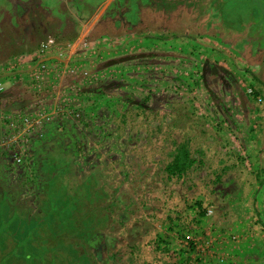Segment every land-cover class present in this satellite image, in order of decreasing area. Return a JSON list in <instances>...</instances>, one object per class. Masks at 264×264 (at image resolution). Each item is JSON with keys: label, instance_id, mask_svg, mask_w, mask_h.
<instances>
[{"label": "rangeland", "instance_id": "obj_1", "mask_svg": "<svg viewBox=\"0 0 264 264\" xmlns=\"http://www.w3.org/2000/svg\"><path fill=\"white\" fill-rule=\"evenodd\" d=\"M56 3L63 14L74 17L65 21L70 32L75 23L90 32L87 44L75 46L79 52L71 58L66 49L63 57L68 60L60 65L48 62L43 80L33 82L30 76L29 86L40 92L60 85L56 104L82 109L92 103L96 108L87 106L85 111L93 121L84 127L82 116L77 120L71 115L67 121L60 112L24 113L52 117L19 135L16 145L0 148V184H8L7 164H15L12 153L19 147L27 154L24 160L31 155L44 160L49 153L40 151L41 146L60 145L61 138L69 143L77 135L85 152L71 184L88 176L91 186L74 190L67 203L58 198L64 205L52 215L44 184L35 200L30 195L21 201L10 193L25 217L12 213L4 219L6 226L0 219V264H169L153 242L164 238L163 244L176 249L186 234L218 241L215 254L220 260L211 264H264L261 254L248 249L261 244V252L264 246V230L252 226L255 218L264 220V84L257 80L264 65L253 71L264 60V0ZM49 12L43 1L25 13L23 21L7 16L0 20V59L6 50L14 52L7 68L25 57L17 46H65L67 32L55 41L50 38L58 20L47 19ZM242 16L249 17L247 24L241 23ZM149 34L169 39L148 38L120 47L127 38ZM74 58L83 61L70 63ZM4 62L1 71L7 70ZM86 88L95 90L85 93ZM30 93L8 95L12 104L5 110V97L0 98V143L21 130V109L34 103ZM138 101L144 102L143 115ZM169 109L174 113L168 114ZM187 110L195 117L183 116ZM73 119L76 128L70 131ZM97 139L104 141L103 148L95 144ZM182 140H188L191 154L204 162L182 179L168 178L164 166L174 144ZM57 154L60 160L71 158ZM215 173L221 178L213 185ZM196 199L207 208L205 220L192 221V211L174 217L181 212L174 209ZM251 228L253 237L248 236Z\"/></svg>", "mask_w": 264, "mask_h": 264}, {"label": "trees", "instance_id": "obj_2", "mask_svg": "<svg viewBox=\"0 0 264 264\" xmlns=\"http://www.w3.org/2000/svg\"><path fill=\"white\" fill-rule=\"evenodd\" d=\"M175 37H181V36H175ZM148 38H157L160 40H168L169 37L167 36H156V35H137L132 38L125 39L121 44V46H126L129 42H142V39L146 40ZM196 45H200L201 42H199L198 39L191 37L190 38ZM127 42V43H126ZM66 45V44H65ZM39 46V45H38ZM211 49H216V47L210 46ZM100 49V48H99ZM119 49V48H117ZM49 54L45 55V57L41 58V61L50 62V60H63L65 57L56 55L55 57H48ZM98 56V53H96L94 56ZM90 59V58H89ZM77 61H83L78 58L70 59V63L74 64ZM14 64L12 68H10L8 76L9 75H16V74H25L30 71L34 67L35 64L30 63V67L23 69L20 68L23 63ZM7 73V72H6ZM95 89L92 88H86L83 91L91 92ZM256 94L257 92L254 91ZM127 98H130L129 95H125ZM125 99V98H124ZM137 108L142 109L141 114H145L143 111L144 109V102L138 101L135 102ZM87 106H91V110H94L96 106L91 104H84V107L81 109L74 108L72 105H68V107L65 106V109L69 108L68 112L67 110L63 112L62 118H66L67 121H69V118H71V115H76L75 119L80 120L81 116L82 119L80 120L81 124L83 126H88L89 121H93L92 117L87 113L86 108ZM83 110V111H82ZM82 111V113H80ZM174 113V110H168V114ZM187 110L183 116H191L194 115ZM192 114V115H191ZM120 116V124H124V116L126 117V113H122ZM195 117V115H194ZM87 120V121H86ZM124 122V123H123ZM62 121L60 120L56 121V126L61 125ZM71 128L69 127L70 131H74L73 125H75L74 119L71 121ZM103 125V124H102ZM61 127V126H60ZM101 127V126H100ZM59 129V128H58ZM100 130V128H98ZM77 136V135H76ZM76 136H74L76 138ZM215 137V134H214ZM71 139V142L65 143V141H62L63 138H61L60 145H56L52 143V146H47L40 148V151L46 150L49 155L47 158H43L38 155L33 156L31 155L30 158H27L23 162L19 164H7V167L9 168V171L11 172V176L9 178L8 184H4L3 186L0 184V219L2 218L1 225L6 226L7 223L4 221V219H7V216L11 215L12 213H16L19 216L25 217L24 213H21V207H15L16 204L12 203L13 198H10V193L12 196L21 197V201H23V198H28L30 195H34L33 200H35L36 192H38L42 186L41 184H44L43 189L47 191V197H48V208L50 207L49 214L52 215L56 210H59L60 206H63L64 204L58 203V198L66 199L65 203H67L71 197V194L74 190L78 189L81 191H88L89 187L91 186V179L88 176H84V178L81 180L80 184H71V181L77 174V169L79 167V156L83 155L82 152H85L84 149V143L81 144L78 142L77 139ZM42 140V139H40ZM50 141V139H47ZM65 140V139H64ZM101 142H104L103 140L97 139V142L95 144H99L102 148L104 147ZM96 144V145H97ZM98 146V145H97ZM5 152V151H4ZM98 150L96 149V154ZM2 153V152H1ZM57 153H64L65 155H71V158L68 159H59V156L61 154ZM203 159H201V156L199 158L194 157L189 149L188 140H182L179 142H176L174 144V149L171 153L170 160L165 164L164 171L167 174L168 178H176V179H182L185 174H187L191 169H195L201 167L203 164ZM42 173V174H40ZM214 179L211 181V183L214 185L215 181H220L221 173H215ZM45 179L46 181H43ZM61 179V180H60ZM60 180V186L57 187V182ZM210 191L212 192V188L210 187ZM31 198V197H30ZM255 202V199L254 201ZM71 203V202H70ZM69 204V203H68ZM36 205V204H35ZM47 208V209H48ZM10 209L12 212H10ZM19 210V211H18ZM174 211H181L180 213H177L175 218H181L182 215L184 217L187 216L188 211H192L194 215H192L191 220L200 222L205 220V216L207 214V208L204 205V202L201 199H196L194 201H186L184 205L178 209H174ZM257 214L259 216L260 212L259 210H256ZM71 210H69V213ZM66 214V211H65ZM66 215V217H68ZM70 218V217H68ZM171 218L167 216V220L169 221ZM256 223L252 224L253 227L255 225H258L261 229L258 230L262 232L264 230V220L259 217V219L255 218ZM4 221V222H3ZM258 221V222H257ZM261 221V222H260ZM189 227V226H188ZM189 230L193 228H188ZM167 230L171 229V225H168L166 227ZM183 235V234H182ZM187 235V234H186ZM184 236L182 243L180 244L179 248L173 249L168 248L167 245L163 244L166 240L164 238L159 239L156 238V241L153 242V247L158 250H163L166 255L169 258V264H211V260H216L215 262H218L220 259L217 258L215 254L216 250V244L218 241H213L206 237H201V234L199 237L195 238L190 236ZM210 237V236H209ZM260 246L256 245L255 247H248L250 250H256L258 254H261L264 257V246L262 248V251L260 252ZM223 259V258H222ZM230 263V261H229Z\"/></svg>", "mask_w": 264, "mask_h": 264}, {"label": "crops", "instance_id": "obj_3", "mask_svg": "<svg viewBox=\"0 0 264 264\" xmlns=\"http://www.w3.org/2000/svg\"><path fill=\"white\" fill-rule=\"evenodd\" d=\"M43 1H45L47 3V5L50 9V12L48 13L47 19H50V18L54 19L55 18L56 20H58L57 21L58 22L57 27H56L55 31H53L54 32L52 35L53 37H50V38H54V41H55L56 39L60 38V36L64 35L65 32H67L68 35H67L65 41L61 40V42L63 41L64 44L66 42V45H67V43L72 42L71 43L72 48H70V50H68V52H69V57L70 58L73 57L74 54H77L79 52L73 48L75 46L77 47V46L83 44V42L87 43L86 37L89 36L90 32L88 34L83 32L77 23H75L74 27L72 28V30L70 32L68 30V28H66V26H65L66 25L65 21L67 19L75 21V20H73L74 17L72 15H70V13L69 14L67 13V15H65L62 13V11L60 9H57V6H56L57 0H0V20L2 18H6V16H7L8 17L7 19H12V20H15L16 22H17V20L23 21L24 18H26V17H24V14L30 12L33 7L36 8V6ZM61 1L63 3H65L66 5L69 4V0H61ZM67 7L69 8V6H67ZM62 9H65V8L63 7ZM241 10H243V9H241ZM27 15L29 16V19L33 18L32 14H27ZM246 17L247 16H242L243 22H241V23L247 24L249 17L248 18H246ZM246 27H247V25H246ZM257 32L258 31H256V33ZM83 33H85L86 36H84ZM246 34H247V32H246ZM246 36L247 35H245V37ZM256 38L259 39V37H256ZM54 44H57V43L54 42ZM38 45H40V43ZM258 46H260V45H258ZM11 47H13V46H11ZM17 47H18L19 51L23 52L22 54L25 56L27 54H29V52H31L37 48V46H17ZM85 48H83V49H85ZM4 50H6V49H4ZM6 51H7V53L5 54V56L2 57L3 60L0 59V67H1V63L3 61H5L4 66L7 68L8 64H9V59H12V56H14L13 55L14 52H12L11 49H10V52L8 50H6ZM56 55H58L56 53V51L52 50L49 53L48 57L50 56L53 58ZM66 59L68 60V58H66ZM262 59H263V57H262ZM67 60L63 59V60H56V61L58 62V64L59 63L61 64V63L66 62ZM50 61H55V59H52ZM262 65H264V60H263V62L259 63L258 66H256V69H253L254 73L257 72V69H261ZM24 67L28 68V67H30V64L28 62H24L22 64V66H20V68L23 69ZM9 68H7V70H2V71L0 70V81L3 83V86H4L2 93H0V98H2L3 96L5 97L4 100L2 101V108L4 110L7 107H10L8 105L10 103V97H7L8 95H14V94L19 95L18 93L26 92L29 90V91H31L30 95H32L34 98V103L31 104L30 106L25 107L27 109H24V111H23V107H22L21 110H22L23 115L26 112H28V114H29V113H32L33 111H36V110L40 111V109L42 111H44L45 113H50V114H53V113L57 114L59 112L63 114V112L66 111L65 107H60V105L58 103H57L58 105L56 104L57 98H58V93H60V89H61L60 85H59V87H57L58 89H56V86L53 85L52 87L49 88V90H45L43 88L42 91L36 92L35 90H33V87L31 88V85L29 86V81L31 82V79H30V74L28 72H26L25 74L20 73V74L14 75V76H12V75L8 76V73L10 71ZM257 76L259 77V78L257 77V80L259 79V82L263 85L264 84V69L261 70L260 74ZM67 82L70 83L71 81H67ZM58 84H59V82H58ZM49 85H50V83L48 82L46 89ZM6 97H7V99H6ZM50 99H52V101H50ZM17 103L20 104V102H17ZM10 104H12V103H10ZM33 113H35V112H33ZM55 116H57V115H55ZM229 228H231V227H229ZM219 231H222V229H220ZM249 231H250V233L248 236L253 237V232L255 231V229L251 228V229H249Z\"/></svg>", "mask_w": 264, "mask_h": 264}, {"label": "built area", "instance_id": "obj_4", "mask_svg": "<svg viewBox=\"0 0 264 264\" xmlns=\"http://www.w3.org/2000/svg\"><path fill=\"white\" fill-rule=\"evenodd\" d=\"M83 42V41H82ZM86 42H83L81 45H86ZM81 47V46H80ZM72 48L71 43H67L65 46H58L54 43H40L37 48L29 54H27L24 58L20 59V63L28 62L29 64H35L32 70L30 71V76L33 80V82H38L40 80H43L44 74L48 71L49 65L45 61H41V58L45 57V55L49 54L52 50L56 51L58 56H63V53H66L65 50H70ZM75 49V47L73 48ZM14 65H10L9 67L12 68ZM72 73L74 70H71ZM4 89L3 83L0 81V93H2ZM68 112V109H66ZM77 115V114H76ZM75 115V116H76ZM51 119V116H48L46 114H39L38 116H21L20 122H21V130L13 135L12 138L9 139V141H3L0 143V148L3 149V146L7 148V145H16L17 139L19 135L21 134H29L31 131L35 130L38 127H41L44 123L48 122ZM13 123H11L12 125ZM5 148V149H6ZM7 150V149H6ZM3 151V150H1ZM13 155V161L16 164H19L24 161L25 156L27 155L25 152V149L21 147L18 148ZM210 212V211H209Z\"/></svg>", "mask_w": 264, "mask_h": 264}]
</instances>
